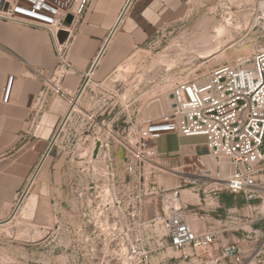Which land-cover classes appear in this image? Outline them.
<instances>
[{
  "label": "rangeland",
  "instance_id": "obj_1",
  "mask_svg": "<svg viewBox=\"0 0 264 264\" xmlns=\"http://www.w3.org/2000/svg\"><path fill=\"white\" fill-rule=\"evenodd\" d=\"M262 2L184 0L179 17L161 26L112 75L98 81L95 74L83 81L74 105L56 123L51 168L44 158L25 181L10 214L0 219V264H97L92 258L103 254L104 237L88 238L91 232L83 224L94 223L91 214L99 207L128 211L132 204L124 184L117 185V177L109 186L104 176L96 189L119 192L122 199H96L92 168L79 164L81 158L92 162L108 145L113 162L119 164L116 172L121 171L120 161L137 144L138 130L168 112L178 84L203 81L218 67L250 60L264 46L255 34ZM210 49L217 54L207 58ZM51 92L49 86L45 88L35 113L44 111ZM218 168L206 141L147 162L135 193L141 195V218L150 221L146 243L161 264H226L224 247L243 238V231L235 230L243 228L248 242L256 240L259 226L245 221L255 205L260 213L264 206L256 203L250 209L242 197L227 193ZM178 192L186 195L180 197ZM169 205L181 207L197 231L218 236L220 246L213 252L172 249L160 220ZM184 252L191 255L189 260L179 259Z\"/></svg>",
  "mask_w": 264,
  "mask_h": 264
},
{
  "label": "built area",
  "instance_id": "obj_2",
  "mask_svg": "<svg viewBox=\"0 0 264 264\" xmlns=\"http://www.w3.org/2000/svg\"><path fill=\"white\" fill-rule=\"evenodd\" d=\"M92 1L2 0L0 20L45 31L64 65V45L59 43L58 36L65 32L68 40L71 38L76 23L84 17ZM69 16L73 17L71 24L67 23ZM256 20L255 34L258 33L264 42V2L257 11ZM98 59L84 74V82L95 75ZM56 79L57 75L53 81ZM13 84L14 77H9L3 89L4 104H9L12 99ZM51 93L64 96L59 85H55ZM69 103L71 109L75 98ZM158 119V122H149L138 130L137 144L127 149L120 161L121 171L116 172L119 164L113 162L108 145L99 150L94 161H85L82 157L79 162L82 166L88 163L92 168L90 181L95 187L91 189H94L96 199H122V196L118 197L119 192L108 190V194L100 190L97 193L96 189L102 185L104 176L109 186L111 181L114 186L117 177V185L124 184L126 198L132 204L128 211L119 208L109 211L99 207L91 214L94 223L90 226L83 224L84 230L91 232L88 238L104 237L101 244L103 254H95L93 263L161 264L146 243L150 221L141 218L142 212L138 209L142 206L141 195L135 190L141 186L147 162L158 156L155 144L165 134L204 137L210 156L219 162L218 176L224 181L221 186L225 191L242 197L250 209L256 203L264 206V46L250 60L218 67L203 81L178 84L171 94L168 112ZM258 211L255 205L252 215L245 221L250 226H259L260 229L255 231L256 240L248 242L250 237L245 236L243 228L235 230H242L243 238L224 247L222 253L226 264H264V210ZM161 215H164L160 220L165 224L172 249L213 252L220 246L218 236L213 232L197 231L181 207L165 206ZM190 258L191 255L185 252L179 257L183 261Z\"/></svg>",
  "mask_w": 264,
  "mask_h": 264
},
{
  "label": "crops",
  "instance_id": "obj_3",
  "mask_svg": "<svg viewBox=\"0 0 264 264\" xmlns=\"http://www.w3.org/2000/svg\"><path fill=\"white\" fill-rule=\"evenodd\" d=\"M183 2L93 0L64 45L62 61L68 66L61 64L45 31L0 20V219L10 214L25 181L44 158L51 168L56 123L68 114L70 99L93 62L99 58L97 80L107 79L161 26L179 17ZM56 75L58 79L53 81ZM9 77H14L13 94L10 103L4 104L3 89ZM55 85L64 96L52 95L44 111L35 113L45 88ZM205 141L204 137L168 133L155 147L158 155L165 156L183 153Z\"/></svg>",
  "mask_w": 264,
  "mask_h": 264
},
{
  "label": "water",
  "instance_id": "obj_4",
  "mask_svg": "<svg viewBox=\"0 0 264 264\" xmlns=\"http://www.w3.org/2000/svg\"><path fill=\"white\" fill-rule=\"evenodd\" d=\"M72 22H73V17H72V16H69V17L67 18V23H68V24H71ZM58 38H59V43H60L61 45H66L67 40H68V34L65 33V32H61V33L59 34Z\"/></svg>",
  "mask_w": 264,
  "mask_h": 264
},
{
  "label": "bare ground",
  "instance_id": "obj_5",
  "mask_svg": "<svg viewBox=\"0 0 264 264\" xmlns=\"http://www.w3.org/2000/svg\"><path fill=\"white\" fill-rule=\"evenodd\" d=\"M227 30V29H226ZM218 32H219V34H222V30H218ZM226 33V32H225ZM208 39V38H207ZM207 41V40H206ZM209 41V40H208ZM207 41V42H208ZM209 43H210V41H209ZM210 46H212V45H210ZM217 46V45H216ZM212 49H210V50H208V52H207V54H208V56H207V58H210V57H213L215 54H217L216 52H213V51H211ZM75 108L77 109V106H75ZM210 180H218V179H213L212 177H210ZM224 182V181H223ZM214 184H218V183H214ZM222 185V184H221ZM178 194V196H179V194H180V197H184L185 195H186V193H177Z\"/></svg>",
  "mask_w": 264,
  "mask_h": 264
}]
</instances>
